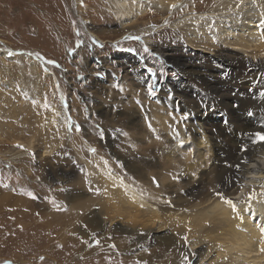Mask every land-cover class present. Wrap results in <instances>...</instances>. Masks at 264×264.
<instances>
[{"label":"bare ground","instance_id":"obj_1","mask_svg":"<svg viewBox=\"0 0 264 264\" xmlns=\"http://www.w3.org/2000/svg\"><path fill=\"white\" fill-rule=\"evenodd\" d=\"M102 1L118 25L113 31L119 33L117 40L145 37V43L165 58V66L155 76L157 81L143 71V62L132 54L115 52L114 64L122 66L124 75L120 83L107 79L108 85L94 77L112 69L108 58L98 66L90 62L85 51L78 53L80 65L89 70L86 84L93 101L104 97L114 104L120 93L127 91L134 99V106L126 110L105 103L94 105L87 99L92 116L96 113L104 119L103 135L88 128L87 118L76 112L77 120L83 123L82 132H64L69 142L79 143L82 136L97 145L96 154L91 155L93 162L85 163L90 173L91 164L96 162L99 167L93 188L84 179L85 184L80 181L65 192V200L86 217L87 238L125 236L129 255L139 243L150 245L149 251L119 258L125 264H156V259L161 260L159 264H182L185 255L192 264H262L264 253L259 251V241L264 239L260 232L264 227V143H254L250 134L264 132V26L260 25L264 9L250 7L251 0H245L241 9L236 8L237 0H216L206 11L190 9L192 0ZM258 2L264 4V0ZM75 4L81 7L85 0H75ZM172 4L177 7L172 8ZM151 11L167 15L161 26L153 28L151 20L140 22ZM176 15L179 18L175 21ZM88 23H83L84 28L99 39ZM168 28L184 30L175 42L177 46H162L152 40L154 33ZM0 54L8 52L0 50ZM25 56L32 66L36 64L34 57ZM167 67L177 74L169 71V77L165 76ZM56 74L48 73L52 78ZM149 84L160 91L149 94ZM58 107V117L51 123L58 126L62 120L66 127L67 119ZM139 109L153 113V117L160 113L158 127L147 129L149 134L139 138L122 135L120 118L127 115L132 126ZM110 115L112 119H108ZM102 142L108 152L121 159L123 170L108 166V157L100 156ZM81 149L84 155L89 154ZM60 173L63 178H59ZM70 175L69 171L51 173L57 182H68ZM177 175L179 180H174ZM215 191L232 199L237 211L216 197ZM184 236L188 237L187 244Z\"/></svg>","mask_w":264,"mask_h":264},{"label":"rangeland","instance_id":"obj_2","mask_svg":"<svg viewBox=\"0 0 264 264\" xmlns=\"http://www.w3.org/2000/svg\"><path fill=\"white\" fill-rule=\"evenodd\" d=\"M215 4L216 0H192L188 7L206 11ZM166 16L151 11L140 22L151 20V26L156 28L163 24ZM178 18L176 15L174 20ZM86 21L90 29L95 28L100 40L84 28ZM117 30L116 20L102 0H85L81 7L76 6L75 0H0V50L18 57L14 60L12 56L0 54V264L6 261L11 264H125L119 258L127 255L131 258L133 253L145 249L149 251L150 245L139 243L129 255L126 250L130 244L123 240L125 236L113 234L96 244L98 239L87 238L89 228L85 215L79 213L74 203L65 200L66 188L81 182L85 184L84 179H88L93 188V178L99 168L95 162L91 164L93 173L86 170V164L92 163L91 157L96 154V143L83 140L82 136L79 143L65 139L64 132L74 135L83 130V123L74 112L87 118L88 128L100 134L105 132L104 119L96 113L92 116V110L85 103L87 99L93 101L86 84L90 76L89 70L80 65L78 53L85 51L90 55V62L98 66L102 65L104 57L108 58L112 69L94 76L108 85L107 79L120 83L124 75L122 66L114 64L112 54L115 52L132 54L139 63L143 62V71L157 81L158 71L165 66V58L145 43V37L117 40L119 33L113 32ZM183 31L168 28L154 33L152 40L162 46H177L175 42ZM78 41L82 42L79 46ZM25 55L36 58H33L36 66H32L33 62ZM50 60L55 63H48ZM147 62L157 66H148ZM166 69L165 76L169 77V71L177 74L172 68ZM52 72L57 73L55 78L48 75ZM98 100L93 104L105 103L110 108L123 110L134 106L133 95L128 91L120 93L114 104L104 97ZM58 105L67 119L66 127L62 120L58 126L51 123L58 117ZM150 114L139 109L132 126L128 123L129 117L123 114L120 133L138 138L148 135V130L158 127L161 117L160 113H155V117ZM109 117L112 119L111 115ZM18 144L23 145V149L16 147ZM104 144H101L100 156L108 157V166L116 165L123 170L121 159L108 152ZM81 148L89 154L84 155ZM32 152L36 153L35 158L30 155ZM53 171H69L68 182L55 181L51 177ZM58 176L64 177L63 173ZM154 262L159 264L161 260Z\"/></svg>","mask_w":264,"mask_h":264},{"label":"snow or ice","instance_id":"obj_3","mask_svg":"<svg viewBox=\"0 0 264 264\" xmlns=\"http://www.w3.org/2000/svg\"><path fill=\"white\" fill-rule=\"evenodd\" d=\"M244 4H245V0H237V2H236V8L237 9H241ZM171 7L172 8H175V7H177V5L176 4H172ZM250 7H252V8L259 7L261 9H264V4H260L258 2V0H251ZM260 16H261L260 25L261 26H264V11H261L260 12ZM80 43H82V42H79L78 41L77 42V46H79ZM93 43L99 44V42L98 41H95V40H93ZM99 46L100 47H103L102 44H99ZM144 51L145 52H148V49L145 48ZM8 55L11 56V55H14V53L9 52ZM48 63L54 64L55 61H51L50 60V61H48ZM148 71H149V73H151V69H148ZM97 75H99V73H97ZM148 92L151 95H154L155 94L154 93V90H153V88L151 86V84L148 85ZM149 127H151V125H149ZM101 135H103V134L101 133ZM250 135L254 136V140H253L254 143H264V132H255V133H251ZM16 147H19V148L23 149L24 146L18 144V145H16ZM242 150L243 151H246L247 149H242ZM92 151H95V149H93ZM30 155H32V157L35 158L36 153L35 152H32V153H30ZM245 162H247V161H245ZM236 167H239V165H236ZM193 175H195V173H193ZM173 179L174 180H179V176L178 175L177 176H173ZM152 181H153L154 184H156L157 187H159V182L157 181L156 177H153L152 178ZM217 187H219V186H217ZM215 195L224 204H227L232 209L233 212H236L237 211L236 203H234V201L232 199L227 198L224 195L223 192H221V191H215ZM250 198H251V196H250ZM168 203H170V202H168ZM185 211H187V209H185ZM189 231H191V229H189ZM260 232H261L262 236H264V227H262L260 229ZM182 239L184 240L185 244L188 243V237L187 236L182 237ZM95 242H96V244H99V240H96ZM259 243H260L259 251H260V253H264V239H261L259 241ZM113 247H115V246L113 245ZM192 255L194 256L195 254L193 253ZM41 259H43V258H41ZM225 259H227V257H225ZM5 264H11V262L10 261H6ZM143 264H147V262L145 261V262H143ZM182 264H192V260L189 258V256L185 255L184 258H183ZM262 264H264V262H262Z\"/></svg>","mask_w":264,"mask_h":264}]
</instances>
